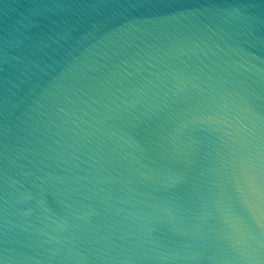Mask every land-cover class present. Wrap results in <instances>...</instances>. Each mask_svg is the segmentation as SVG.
<instances>
[{
	"label": "water",
	"instance_id": "obj_1",
	"mask_svg": "<svg viewBox=\"0 0 264 264\" xmlns=\"http://www.w3.org/2000/svg\"><path fill=\"white\" fill-rule=\"evenodd\" d=\"M0 264H264V0H0Z\"/></svg>",
	"mask_w": 264,
	"mask_h": 264
}]
</instances>
